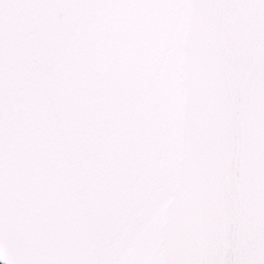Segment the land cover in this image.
Returning a JSON list of instances; mask_svg holds the SVG:
<instances>
[{
	"label": "snow or ice",
	"instance_id": "1",
	"mask_svg": "<svg viewBox=\"0 0 264 264\" xmlns=\"http://www.w3.org/2000/svg\"><path fill=\"white\" fill-rule=\"evenodd\" d=\"M0 264H264V0H0Z\"/></svg>",
	"mask_w": 264,
	"mask_h": 264
}]
</instances>
